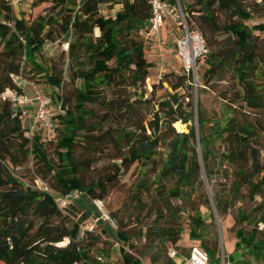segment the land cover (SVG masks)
I'll return each mask as SVG.
<instances>
[{"label": "trees", "instance_id": "1", "mask_svg": "<svg viewBox=\"0 0 264 264\" xmlns=\"http://www.w3.org/2000/svg\"><path fill=\"white\" fill-rule=\"evenodd\" d=\"M254 1L264 5V0ZM178 2L188 27L201 34L206 50L197 63L196 88L181 68L146 85L154 66L140 34L150 16L146 0H37L34 10L50 6L33 17L15 16L9 0H0V264H143L125 251L131 234L120 225L115 232L121 244L116 262L99 263L91 249L107 245L102 238L109 235L85 231L77 240L79 221L63 215L50 190L57 196L78 192L103 201L123 167L144 168L162 139L167 142V154L155 187V209L147 211L143 202L144 181L138 183L133 197L137 215L154 214L144 237L168 243L169 252L181 239L185 223L189 238L199 242L194 246L207 253L208 264H222L217 244L204 240V230L214 217L231 215L229 232L234 243L224 253L223 264H252L249 257L264 261V128L254 114L264 109V24L245 23L256 10L244 0ZM48 8L58 10L56 15H48ZM222 15L227 21H220ZM53 27L68 40L66 69L76 86L72 96L61 95L56 104L45 93L56 113L55 135L28 137L17 109L3 94L20 89L13 78L20 75L23 60L42 74L49 87L63 88L62 69L36 63ZM226 74L239 90L229 98L220 93L217 98L224 108L211 115L201 96L213 82H223ZM163 83L171 92L164 90L156 98ZM145 86L149 98H145ZM183 90L187 93L180 94ZM150 105L156 109L151 111L153 121L147 122L143 110ZM175 123L182 124V132L174 128ZM78 142L90 155L101 151L102 145L110 147L111 163L104 175L88 181L82 178L83 166L75 155ZM49 147L55 148L56 160L49 156ZM29 155L49 192L27 186L12 174ZM173 200L180 203L175 205ZM201 206L207 208L206 215ZM66 210L73 216V205ZM108 216L119 223L113 213ZM64 240L66 244L59 246ZM177 258L169 257L168 264H177Z\"/></svg>", "mask_w": 264, "mask_h": 264}, {"label": "rangeland", "instance_id": "2", "mask_svg": "<svg viewBox=\"0 0 264 264\" xmlns=\"http://www.w3.org/2000/svg\"><path fill=\"white\" fill-rule=\"evenodd\" d=\"M14 2V11H16V3ZM37 0H21L19 1L22 4L20 9H22L21 13H25L28 16H35L37 13H42L44 7H49L50 3L40 5L33 9V5ZM245 5L250 6L256 12H254L252 18L245 23L250 26H256L264 24V5L259 4V2H255L254 0H244ZM254 3H258V6H255ZM49 9V8H48ZM117 8L114 7L113 10ZM48 15H56L55 13L58 11H53L51 9L48 10ZM114 12H111L110 15L114 16ZM21 15V14H20ZM235 18H233L234 20ZM220 21H227V17L222 15L220 17ZM53 35L50 40H47L41 49L40 53L36 56V63L41 65L42 67H54L55 70H63V88L56 89L49 87L45 78H43L42 74H38L35 72L29 63L23 60L21 67V73L19 76L13 78L15 84L20 89H24L26 91L32 90L33 87H37L41 89L47 95L49 94L52 101L56 104L59 102V98L61 95L72 96L73 90L76 84H73L69 81L68 70L67 67V43L68 40L65 39L61 34H59V30L56 27L52 28ZM256 35H261L260 31H253ZM94 36L98 35V31L94 30ZM147 59L153 63V70L151 71V77L146 81V85H152L153 82L157 81L158 70L161 68V61L158 59L157 61L152 60L148 55ZM168 65L167 70L161 72V76L169 73V72H180V64L178 59L175 58L174 52L170 54L166 58ZM172 67V68H171ZM154 77V78H152ZM79 85V84H78ZM147 93L145 98H149V90L147 86H145ZM164 90L171 92L169 85L167 83H163V88L159 87L156 90L155 97L159 98L163 96ZM239 88L236 85L234 79L226 74L223 82H213L211 84V88H206L205 92L202 94V103L204 104L207 111L213 115L215 112L224 108V102L218 100V95L223 93L226 97H230L234 91H238ZM187 93L185 90L181 91L180 94ZM191 95L194 100L195 91L191 90ZM58 96V97H57ZM152 105H150L147 109L143 110V113L146 116V121H153V117L151 114ZM88 107H91L88 105ZM255 119L261 124L262 128H264V109L257 111L254 113ZM189 125L191 123H188ZM174 128L182 132V124L175 123ZM147 132L149 133V127L146 126ZM163 138V137H162ZM77 143L75 149V155L80 157V164L83 166V172L81 174L82 178L85 181H88L93 178H97L99 176L104 175L111 163V154L109 146L102 145L100 148L101 151L97 153H85V148ZM106 147V148H105ZM217 149V145L215 146ZM48 154L53 159L56 160L57 156L55 153L54 147L48 148ZM167 154V142L161 140L158 145V149L152 161L148 163L144 168L137 164L133 165H125L123 167V172L121 177L114 181L108 188L107 197L103 201L98 200H90L84 194L78 192H71L65 196H57L52 190H50L51 195L53 196L54 202L58 205L59 209L62 210L63 215L69 214L74 221H79V229L76 235L77 240H81L83 235L82 233L85 231H91L95 234H99L101 231H105L109 237L103 236V240L107 241V245L103 246H94L91 249V255L96 257L99 263H104L106 261L116 262V254L118 248L121 244L116 242V230L119 228V225L126 229L131 234L130 241L124 245L125 251L133 255L134 257L140 258L143 264H168V243H162L156 237L148 239L144 237L145 230L151 225V221L153 220L154 214L152 215H137L138 209L135 206L133 201V197L139 191L138 183L144 181L147 186V193L144 194L143 202L146 205L147 211L154 208L153 199L155 198V187L157 186L158 174L161 168V164L165 159ZM262 159H264V151L261 152ZM90 157V160H85L84 157ZM90 161V162H89ZM14 177H16L20 182L24 183L27 186H33L34 180L40 179L35 173L34 161L32 156L29 155L27 160L17 168L11 170ZM41 180V179H40ZM43 181V180H42ZM47 183L46 181H44ZM49 186V184L47 183ZM171 184L168 183L167 187H170ZM198 197V196H197ZM173 204L177 205L180 203L178 200H173ZM71 204L74 206V214L72 216L70 210H66L67 206ZM211 205L209 206V208ZM212 208V207H211ZM200 211L202 215H206L207 208L205 206L200 207ZM109 213H113L116 215L119 223L117 224L115 221L111 220L108 216ZM232 216L228 215L225 217H214L213 222L204 230V240L208 241V243H216L218 256L222 259L224 253H228L234 243V239L229 232L230 227L232 226ZM142 228V229H141ZM141 229V230H140ZM188 226L187 224H183V231L181 233V239L177 242L174 249L180 253L182 257H187L188 251L191 246L199 244L198 241L191 240L188 235ZM142 231V232H140ZM66 240L62 243L58 244L59 246L65 245ZM98 249V250H97ZM102 249V250H101ZM106 255L108 257H106ZM181 257L177 258L180 259ZM181 260V259H180ZM248 260L252 264H264V261L255 260L254 258L249 257Z\"/></svg>", "mask_w": 264, "mask_h": 264}, {"label": "built area", "instance_id": "3", "mask_svg": "<svg viewBox=\"0 0 264 264\" xmlns=\"http://www.w3.org/2000/svg\"><path fill=\"white\" fill-rule=\"evenodd\" d=\"M146 2L150 12L148 27L140 34L145 43L147 54L154 50L155 42L163 45V42L158 40V33L165 23L173 28H178L181 34H178L175 41L176 57L182 72L187 77H191L192 86L196 88L197 63L206 53L201 34L188 27L186 16L178 0H146ZM3 98L7 99L17 109L18 117L26 127L28 137H32L34 134H40L44 137L55 135L54 119L56 113L51 109L50 98L41 89L33 87L30 91L24 89L6 90ZM57 110L59 111L60 107ZM34 187L49 192V188L39 179L34 181ZM168 256L171 259L181 257L175 249H170ZM176 263L208 264L209 258L200 247L192 246L187 257H181V260H177Z\"/></svg>", "mask_w": 264, "mask_h": 264}, {"label": "crops", "instance_id": "4", "mask_svg": "<svg viewBox=\"0 0 264 264\" xmlns=\"http://www.w3.org/2000/svg\"><path fill=\"white\" fill-rule=\"evenodd\" d=\"M21 0H15L16 3V11L14 12V15L19 17L22 9L19 7L22 6V4L19 3ZM12 10L14 11V2L12 0H9ZM178 29L171 27L168 24H164L158 33V40L163 42V45H159L157 42L154 44V50H152L149 54H147L152 60L157 61L158 59L161 61V68L158 70V75L161 74L162 71L167 70L168 63L166 58L174 52L175 58L176 57V48H175V41L178 37ZM172 68V67H171ZM154 78V77H152ZM181 259V258H180Z\"/></svg>", "mask_w": 264, "mask_h": 264}]
</instances>
